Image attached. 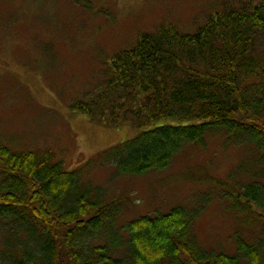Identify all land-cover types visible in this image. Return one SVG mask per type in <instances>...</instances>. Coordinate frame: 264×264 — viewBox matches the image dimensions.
Listing matches in <instances>:
<instances>
[{
    "label": "trees",
    "instance_id": "16d2710c",
    "mask_svg": "<svg viewBox=\"0 0 264 264\" xmlns=\"http://www.w3.org/2000/svg\"><path fill=\"white\" fill-rule=\"evenodd\" d=\"M70 107L108 127L131 122L134 136L73 169L49 147L0 137V264H264V0L226 5L192 33L165 23L142 33ZM213 138L245 154L212 182L238 218L231 251L196 232L210 191L122 219L124 201L90 177L113 164L160 172Z\"/></svg>",
    "mask_w": 264,
    "mask_h": 264
},
{
    "label": "rangeland",
    "instance_id": "374dc122",
    "mask_svg": "<svg viewBox=\"0 0 264 264\" xmlns=\"http://www.w3.org/2000/svg\"><path fill=\"white\" fill-rule=\"evenodd\" d=\"M236 1L0 0V137L24 148L49 147L73 169L134 136L131 122L108 127L76 113L70 102L96 90L115 53L142 33L162 23L195 32ZM221 146L213 138L205 148L188 147L160 172L119 174L113 164L95 167L90 177L124 201L122 219L193 205L210 191L217 199L202 197L212 205L196 220V232L203 245L231 251L238 218L212 182L226 180L245 154Z\"/></svg>",
    "mask_w": 264,
    "mask_h": 264
}]
</instances>
